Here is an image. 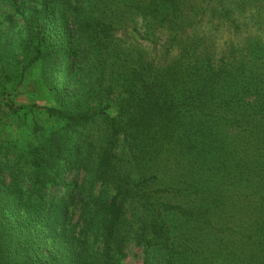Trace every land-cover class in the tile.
Here are the masks:
<instances>
[{
	"label": "trees",
	"instance_id": "trees-1",
	"mask_svg": "<svg viewBox=\"0 0 264 264\" xmlns=\"http://www.w3.org/2000/svg\"><path fill=\"white\" fill-rule=\"evenodd\" d=\"M0 137V264H264V0H0Z\"/></svg>",
	"mask_w": 264,
	"mask_h": 264
},
{
	"label": "rangeland",
	"instance_id": "rangeland-1",
	"mask_svg": "<svg viewBox=\"0 0 264 264\" xmlns=\"http://www.w3.org/2000/svg\"><path fill=\"white\" fill-rule=\"evenodd\" d=\"M32 88V86H30V87H27L24 91H25V93L26 94H28L29 93V90ZM26 96V95H25ZM27 97V96H26ZM24 98V97H22V98H20V99H18L17 100V102L18 103H23V104H26L27 103V101H31V100H29V99H27V98ZM53 122H54V120H53ZM19 123V122H18ZM42 125H45L46 126V124H44L43 122H40ZM31 124V123H30ZM16 135L20 138L22 135H23V133L20 131V132H18V133H16ZM1 138V137H0ZM126 264H143L142 263V256H141V253L138 251V250H133V252H131V254H130V256H129V258L127 259V261H126Z\"/></svg>",
	"mask_w": 264,
	"mask_h": 264
}]
</instances>
